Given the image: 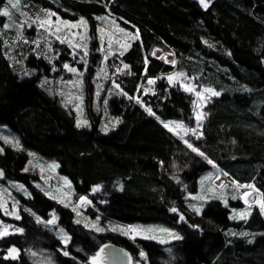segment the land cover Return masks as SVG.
I'll return each mask as SVG.
<instances>
[{
    "label": "trees",
    "instance_id": "1",
    "mask_svg": "<svg viewBox=\"0 0 264 264\" xmlns=\"http://www.w3.org/2000/svg\"><path fill=\"white\" fill-rule=\"evenodd\" d=\"M21 5L23 19L17 20L32 28L27 33L39 28V21L32 22L37 17L48 18L41 9L56 13L51 18L87 22L88 46L71 50L84 69L87 123L77 127L73 109L55 92L56 59L33 38L15 45L3 27L6 16L0 15V125L21 144L0 141V170L31 193L21 198L19 219H9L23 231L0 236V264H91L108 242L128 249L136 264H264V219L257 208L235 222L220 201L205 202L197 213L188 198L213 167L210 159L231 180L251 184L264 202V0H211L207 8L196 0H21ZM101 17L134 34L107 68L98 46ZM154 49L161 54L154 56ZM166 54L174 55V64ZM171 71L190 77L196 88L220 93L204 105L195 134L177 135L161 123L176 120L190 128L195 120L192 94L163 76ZM115 77L118 87L112 85ZM150 79L152 94L141 88ZM109 120L114 125L103 132L102 122ZM29 151L58 163L74 195L89 199V215L158 224L182 239L129 240L85 228L69 208L33 185L35 172L24 171ZM52 211L69 236L65 245L36 220H48ZM242 230L247 235L237 234ZM11 247L18 251L15 259L5 257Z\"/></svg>",
    "mask_w": 264,
    "mask_h": 264
},
{
    "label": "rangeland",
    "instance_id": "2",
    "mask_svg": "<svg viewBox=\"0 0 264 264\" xmlns=\"http://www.w3.org/2000/svg\"><path fill=\"white\" fill-rule=\"evenodd\" d=\"M196 1H198L201 5L200 0ZM210 1L211 0H206L207 4H209ZM13 3H17V7L13 8L12 4L9 3V0H4L3 6L0 7V11H3L5 8L9 10V16H6V24H9V27L4 28L6 33L13 37V43L15 45L25 41H28L27 43H29L32 41L31 38H33L35 40L34 45L36 47H38L41 51H47V53L51 55L48 56L51 61L56 59L55 62L52 63L53 68L57 69L59 73H57L58 77L56 76L58 80L55 84V92L56 94H62L65 103L69 104L73 109L72 112L74 113L76 125L77 121L79 120L83 126L84 122L86 121L84 118L85 111L82 105L83 94H81L84 69H80V67L83 66L78 64L79 61L77 58H74L71 50L74 51L75 47H80L82 49L86 48L88 46L87 34L89 32L87 33V29L84 27V24L73 23L76 24V27H70L63 24H55L54 22L57 20V18L48 17L47 19H50L53 22L52 25H45L43 28L39 27L36 30L34 29V33H27L28 31L32 30V28H30V26L26 25L24 22H19L17 20L23 19L21 0H13ZM21 24H23V27H18V25ZM57 28H59V31H56ZM97 28L98 46L104 54L103 63L104 67L107 68L108 66H112L115 63L114 61H111V58L117 59V55L121 54L127 49L129 43L134 38V34L126 30L121 32L120 29L122 28L111 19H104L103 26ZM62 40L64 41L63 43L61 42ZM67 47H69L70 50H68ZM19 48L20 47L16 48V52L19 50ZM61 54H65V56L61 58ZM152 54L154 56H158L161 54V51L159 49H154ZM65 58L69 60H64ZM165 60L167 62L174 61V55L166 54ZM65 64H68L71 68H75L76 71L71 72L68 69H65ZM163 76L166 77L168 82V77L172 76V82H169L170 84H176L183 90L188 89L185 91L192 94L193 114L195 120L194 125L190 128L185 126L182 122L176 120L162 121L161 123L164 125L165 123L169 122H177L169 123V127L173 129L171 132L177 135H185L190 133L191 131L186 132L185 129H197L198 123L200 124L203 118V107L213 96L207 91V89L212 88H196L190 77L178 71H171L169 73H165ZM118 79L115 77L113 79L114 81L112 85L117 86L116 81ZM141 88L148 94L153 93L152 83L146 82L141 85ZM197 115L200 116L199 122L196 119ZM178 124H182L183 127L178 126ZM113 125L114 121L109 120V124L103 121L101 130L103 132H108L113 127ZM0 141L14 147H21L17 134L11 131L8 127L2 125H0ZM0 149H2L1 146ZM28 155L29 160L24 171L35 172L38 180H34L32 182L33 185L42 191L48 198L56 201L58 204L64 207L69 208L74 213V221H79V224L85 228L99 233L107 232L119 234L129 240L135 238H144L159 243H166L175 239L174 236L170 235L169 233L179 235L177 232L158 224H125L115 220L106 219L100 214H96L94 216L89 215L86 213V209L91 208L89 199L85 196H81L86 198L84 201H81V197H76L74 195L72 182L69 178L59 173L58 163L56 161L46 160L33 151H29ZM0 173H2L1 170ZM221 185H224V187H221ZM240 185L251 184L237 183L231 180L221 170L211 167V169L207 170L199 177L197 192L188 195V198L191 200L190 208L195 210L197 213H200L205 202L218 200L229 209V219L231 221L239 222L247 219L254 207L259 210L264 219V213H262L260 210V196L256 189L254 187H240ZM30 195L31 193L25 185L6 180L3 176V173L0 175V205H2L0 206V233H4L3 235L18 233L17 227L14 226L9 219L17 218V216H19V209L22 207L21 198H27ZM232 202H238L239 204L235 205L232 204ZM196 209H199V211ZM241 214H243V218H241ZM48 220H52V223L48 224ZM48 220L42 221L39 218V221L37 220V222L42 226H47L64 245L67 244L69 241V236L58 225L55 211L51 212V216ZM93 225L96 227H93ZM130 227L136 228V230L129 234H122L121 229H127ZM97 228H102L104 230L98 231ZM146 229H152L153 231H144ZM161 229H167L168 231H161ZM231 233H235V231L231 230ZM243 233H245V230L237 234L242 235ZM253 239L254 237L251 236L247 240L253 241ZM9 249L5 251V257L7 258H11L8 253ZM17 253L18 251H16V256ZM130 264L136 263L132 262L131 259Z\"/></svg>",
    "mask_w": 264,
    "mask_h": 264
},
{
    "label": "snow or ice",
    "instance_id": "3",
    "mask_svg": "<svg viewBox=\"0 0 264 264\" xmlns=\"http://www.w3.org/2000/svg\"><path fill=\"white\" fill-rule=\"evenodd\" d=\"M9 3L12 4V7H13V8L17 7V3H13V0H9ZM200 3H201V5H202L203 7L207 8L208 4H207L206 0H200ZM41 11H42V12H45L47 17L56 16V13L51 12L50 10L41 9ZM0 15H3V16H9V10H8L7 8L3 9V11H0ZM98 19H105V18L101 17V18H98ZM37 21H39V23H38V27H41V28L45 27V25H52V24H53V22H52L50 19H47V18H45V19H41L40 17H37L36 20H34V21H32V22H33V23H36ZM54 23H55V24H63V25H67V26H70V27H76V24L70 23L69 21H62L58 16H57V20H56ZM77 23H81V24H84V25L87 24V22H86L83 18H81V20L78 21ZM3 27H4V28H8V27H9V24H5ZM18 27L22 28V27H23V24L18 25ZM56 31H59V28H57ZM120 31L123 32L124 29H120ZM27 42H28V41H25V43H27ZM61 42L63 43L64 41L62 40ZM85 55H87L86 52H85ZM171 63L174 64L175 61H171ZM127 67H128V66L125 65V68H127ZM64 68H65V69H68V70L71 71V72H75V71H76L75 68H71L68 64H65V65H64ZM181 75H182V74H181ZM168 79H169V82L171 83V82H172V76H169ZM152 82H153V81L150 79V80H149V83H152ZM117 87H118V85H117ZM185 90H188V89H185ZM207 91L210 92L213 96H217V95L220 94L219 92H216V91H214V90H212V89H207ZM125 95H127V94L125 93ZM132 98H133V97H129V99H132ZM137 102H139V100H138ZM146 111H148L150 115H154V113L152 112L151 108H147ZM196 119H197V121L199 122V120H200V116L197 115V116H196ZM86 123H87V122L85 121L83 126H86ZM169 123H177V122H169ZM169 123H165V124H164V127L167 128V129L171 132V131H173V129H172L171 127H169ZM81 126H82V124H81V122L78 120V121H77V127H81ZM178 126L183 127L182 124H178ZM197 127H199V123H198ZM185 131H186V132L191 131L193 134L196 133V129H187V128H186ZM198 138H199V137H198ZM17 145H18V142H17ZM188 147L191 148V150H192L193 152H197L198 155H201L202 157H204L205 159H207V157L204 156V153L199 152V150H198L196 147H193L192 144H188ZM2 151H3V149H0V152H2ZM208 163H209V164H212L213 167H216L215 163H214L212 160L209 159V160H208ZM225 174H226V173H225ZM0 175H2V173H0ZM221 187H224V185H221ZM240 187L251 188V187H253V186H252V185H240ZM94 190H95V189H94ZM80 199H81V201H84L86 198H85V197H81ZM0 206H2V205H0ZM172 210H173V211H176L175 208H173ZM196 210L199 211V209H196ZM260 210H261L262 213H264V202H262V203L260 204ZM241 218H243V214H241ZM17 219H19L18 216H17ZM180 219L183 220L184 217L181 216ZM37 220L39 221V217H37ZM47 223H48V224H51V223H52V220H48ZM77 223H79V221H77ZM86 226H87V225H86ZM93 227H96V226L93 225ZM137 227H138V226H137ZM97 230H98V231H103L104 229H102V228H97ZM135 230H136V228H131V227H130V228H127V229H121V232H122V234H129V233H131V232H133V231H135ZM17 231H18V232H22L23 230H22V229H17ZM144 231H153V230H152V229H146V230H144ZM161 231H165V232H167L168 230H167V229H161ZM3 234H4V233H0V235H3ZM169 234H170V235H173L175 239H182V237H180L179 235H176V234H174V233H169ZM243 235H247V233H243ZM145 238H148V237H145ZM250 242H251V241H250ZM107 247H108L107 245L101 247V248L99 249V251L96 252L95 255H93V256L91 257V264H104V260H105V255H104V253H105V249H106ZM16 251H17V250H16L15 248H10V249L8 250L9 256H10L11 258L15 259V258H16ZM63 254H64L65 256L69 255V253H68L67 251H64ZM125 255H127V254L125 253ZM144 255H145L144 252L141 251V252H140V256L143 258ZM6 258H7V257H6ZM131 259H132V258L129 257V260H130V261H131Z\"/></svg>",
    "mask_w": 264,
    "mask_h": 264
},
{
    "label": "water",
    "instance_id": "4",
    "mask_svg": "<svg viewBox=\"0 0 264 264\" xmlns=\"http://www.w3.org/2000/svg\"><path fill=\"white\" fill-rule=\"evenodd\" d=\"M105 245L108 247L104 253V264H130L128 249L111 242L105 243L103 246Z\"/></svg>",
    "mask_w": 264,
    "mask_h": 264
},
{
    "label": "built area",
    "instance_id": "5",
    "mask_svg": "<svg viewBox=\"0 0 264 264\" xmlns=\"http://www.w3.org/2000/svg\"><path fill=\"white\" fill-rule=\"evenodd\" d=\"M252 197H253V195H252Z\"/></svg>",
    "mask_w": 264,
    "mask_h": 264
}]
</instances>
